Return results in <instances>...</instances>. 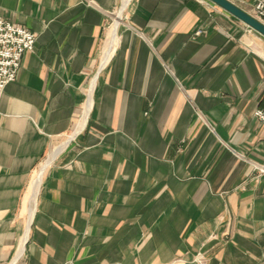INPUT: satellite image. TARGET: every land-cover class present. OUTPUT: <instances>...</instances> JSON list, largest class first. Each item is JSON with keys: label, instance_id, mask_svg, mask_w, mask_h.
Returning <instances> with one entry per match:
<instances>
[{"label": "crops", "instance_id": "0c3cea01", "mask_svg": "<svg viewBox=\"0 0 264 264\" xmlns=\"http://www.w3.org/2000/svg\"><path fill=\"white\" fill-rule=\"evenodd\" d=\"M124 1L0 0L37 37L0 100V264H264V37Z\"/></svg>", "mask_w": 264, "mask_h": 264}, {"label": "built area", "instance_id": "2783aa9c", "mask_svg": "<svg viewBox=\"0 0 264 264\" xmlns=\"http://www.w3.org/2000/svg\"><path fill=\"white\" fill-rule=\"evenodd\" d=\"M264 25V0H257L253 16ZM37 37L31 31L0 18V100L6 87L16 81L26 53L35 49ZM254 118L264 125V110Z\"/></svg>", "mask_w": 264, "mask_h": 264}, {"label": "water", "instance_id": "95a60500", "mask_svg": "<svg viewBox=\"0 0 264 264\" xmlns=\"http://www.w3.org/2000/svg\"><path fill=\"white\" fill-rule=\"evenodd\" d=\"M264 37V25L229 0H208Z\"/></svg>", "mask_w": 264, "mask_h": 264}, {"label": "bare ground", "instance_id": "6f19581e", "mask_svg": "<svg viewBox=\"0 0 264 264\" xmlns=\"http://www.w3.org/2000/svg\"><path fill=\"white\" fill-rule=\"evenodd\" d=\"M127 1L128 0H125L124 1V7L126 6V4H127ZM124 7L122 8V10H121V12L119 13V15H118V17H117V19H116V22H115V24L112 26V33H111V39H110V42H109V48H112L115 44H116V42H117V30H118V27H119V24H120V20H121V18H122V13H123V9H124ZM108 53H109V51H108ZM94 85V84H93ZM92 92H93V87H92V89H91V94H90V101H89V105H88V107H87V110H86V116L85 117H87V115H88V113H89V111H90V109H91V105H92ZM86 120V119H85ZM55 154L56 153H53V155L51 156V158H50V160H49V162H51L53 159H54V157H55ZM43 168V167H42ZM42 170V169H41ZM40 170V171H41ZM40 173V172H39ZM37 179V178H36ZM40 179H41V175H39V178H38V180L36 181V183H35V186H34V198H36V196H37V193H38V189H39V186H40ZM31 199V198H30ZM32 200V199H31ZM36 201V200H35ZM34 201V202H35ZM32 202V201H31ZM33 202V203H34ZM29 204V203H28ZM30 209V208H29Z\"/></svg>", "mask_w": 264, "mask_h": 264}, {"label": "rangeland", "instance_id": "374dc122", "mask_svg": "<svg viewBox=\"0 0 264 264\" xmlns=\"http://www.w3.org/2000/svg\"><path fill=\"white\" fill-rule=\"evenodd\" d=\"M198 261L201 262V263H203L201 258H199Z\"/></svg>", "mask_w": 264, "mask_h": 264}]
</instances>
